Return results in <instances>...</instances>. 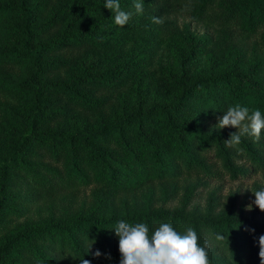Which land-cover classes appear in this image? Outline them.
Here are the masks:
<instances>
[{
    "label": "trees",
    "instance_id": "trees-1",
    "mask_svg": "<svg viewBox=\"0 0 264 264\" xmlns=\"http://www.w3.org/2000/svg\"><path fill=\"white\" fill-rule=\"evenodd\" d=\"M105 2L0 0V264H119L121 219L260 264L264 183H213L264 174V129L229 147L216 127L264 113V0H119L124 27Z\"/></svg>",
    "mask_w": 264,
    "mask_h": 264
},
{
    "label": "clouds",
    "instance_id": "clouds-1",
    "mask_svg": "<svg viewBox=\"0 0 264 264\" xmlns=\"http://www.w3.org/2000/svg\"><path fill=\"white\" fill-rule=\"evenodd\" d=\"M104 7L114 14V23L120 27L126 26L131 19V13L121 9L119 0H106ZM134 8L137 13H142L143 3L137 0ZM152 19L154 23H164L163 18L153 17ZM216 127L238 129L236 132L229 133V138L224 141L229 147L240 144L244 135L259 140L264 129V113L259 109L250 110L240 104L229 106L223 116L218 117ZM253 194L255 200L252 204L264 211V188ZM252 204L248 205V210H251ZM113 229L119 238L121 254L119 264H210L208 243L205 241L203 246L199 245L198 234L191 226L183 232H178L171 223H162L149 235V226L146 223L132 224L121 219L116 222ZM245 230L255 232V229L246 228ZM216 239L223 240L224 236L217 234ZM258 243L260 264H264V234L259 236ZM95 255H101L99 250L95 252ZM80 264H91V262L82 257Z\"/></svg>",
    "mask_w": 264,
    "mask_h": 264
},
{
    "label": "rangeland",
    "instance_id": "rangeland-1",
    "mask_svg": "<svg viewBox=\"0 0 264 264\" xmlns=\"http://www.w3.org/2000/svg\"><path fill=\"white\" fill-rule=\"evenodd\" d=\"M179 22H186L188 21V19H186L185 17L183 18H178ZM193 28L197 29L200 32H203V28L201 26H195L192 25ZM209 61L203 59L202 60V68L206 66V64H208ZM225 128H231V127H225ZM254 182L256 183H264V174H258L257 176H255L254 178L250 179V180H242V181H237V182H229V181H217L213 183V186H220L222 189V194L223 195H227L229 192H234L236 190L239 189V191L242 193V195H244L245 193L248 192V190L251 188V186L254 184Z\"/></svg>",
    "mask_w": 264,
    "mask_h": 264
}]
</instances>
